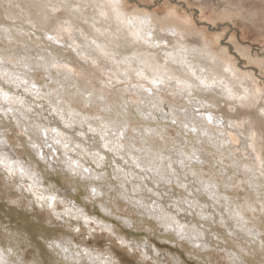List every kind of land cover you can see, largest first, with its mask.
<instances>
[{
	"label": "clouds",
	"instance_id": "9594fccd",
	"mask_svg": "<svg viewBox=\"0 0 264 264\" xmlns=\"http://www.w3.org/2000/svg\"><path fill=\"white\" fill-rule=\"evenodd\" d=\"M0 264H264V0H0Z\"/></svg>",
	"mask_w": 264,
	"mask_h": 264
}]
</instances>
